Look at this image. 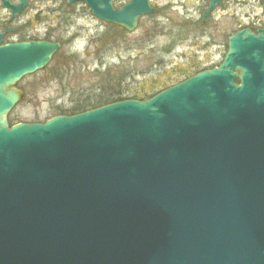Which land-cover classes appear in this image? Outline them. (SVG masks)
<instances>
[{"label": "water", "instance_id": "95a60500", "mask_svg": "<svg viewBox=\"0 0 264 264\" xmlns=\"http://www.w3.org/2000/svg\"><path fill=\"white\" fill-rule=\"evenodd\" d=\"M64 1L129 33L158 13L150 0L118 10L116 0ZM224 1L210 0L202 19ZM0 3L10 22L28 7ZM16 32L0 33V264H183L189 217L264 218V32L234 34L219 68L150 100L10 127L24 98L16 84L62 47L3 44Z\"/></svg>", "mask_w": 264, "mask_h": 264}, {"label": "rangeland", "instance_id": "374dc122", "mask_svg": "<svg viewBox=\"0 0 264 264\" xmlns=\"http://www.w3.org/2000/svg\"><path fill=\"white\" fill-rule=\"evenodd\" d=\"M209 0H174V8H169L170 0H154V3L164 10L158 13L157 22L164 27V36L157 38L158 30L149 33V44L142 45L149 54L146 59H136L140 56V49H134L133 42H124L111 56L121 55L124 60H137L139 66L138 73H147L146 76L139 77V80L148 79L146 82L149 87L154 85L165 86L177 83L178 80L187 74L191 75L196 70L211 68L216 66L227 51V42L232 32L245 25L246 14L254 12V0H228L224 6H221L211 17L212 24L202 29L198 24L202 11L205 9ZM31 9L13 23L14 28L21 29L28 22L33 21L36 14L42 12V17L48 16L51 20V27L68 20L69 30L67 37L77 33L79 39L75 41V46L64 45L61 49L64 63L51 62L43 71L32 76L24 78L19 82L18 87L24 92V98L12 112L10 119L15 123H45L53 118L61 109L69 106V96L74 89L79 91L85 86V79L78 76L76 70H84L86 66L95 68L96 57L85 56L89 41L105 29V24L95 19L91 13L84 11L77 15L62 16L52 14L58 6L55 2L45 0H30ZM57 6V7H56ZM81 12V11H80ZM262 10L255 11V14H261ZM79 15V16H78ZM9 14L0 8V27L8 20ZM264 21V17H262ZM151 19L146 18L142 21L140 28L151 29ZM234 22L233 24H231ZM47 23H35L28 30L26 35L35 38H44L47 31ZM59 27V33H62L67 25ZM147 30V31H148ZM146 35L145 32L143 36ZM19 38L9 35L7 40L17 42ZM172 46L169 53L164 52V48ZM92 48V46L90 45ZM78 54L82 56L80 60L70 58V55ZM67 62L71 65H65ZM160 63V64H159ZM61 66L52 75L51 71ZM64 67V69H63ZM156 79V80H152ZM76 88V89H75ZM137 86L129 88V92H135ZM63 108V109H64Z\"/></svg>", "mask_w": 264, "mask_h": 264}, {"label": "trees", "instance_id": "16d2710c", "mask_svg": "<svg viewBox=\"0 0 264 264\" xmlns=\"http://www.w3.org/2000/svg\"><path fill=\"white\" fill-rule=\"evenodd\" d=\"M167 9V8H165ZM161 12L164 15V10ZM69 14H64L59 16L62 19V16L73 15L72 8L66 10ZM156 16L151 18L152 23L151 29L148 28H140L134 33H128L124 29L110 24H105V29L102 33L97 34L89 41V44L86 49V54L88 53V57H96L97 63L95 64V68H90L88 66L85 67L84 70L79 69L76 70L78 76L83 77L85 79V86H83L79 91H75L74 89L69 96V106L66 108H62L58 106L59 112L56 113L55 116H73L76 114L84 113L86 111H90L93 109H97L109 104L128 101V100H137V101H147L157 95L158 93L170 88L171 86L191 77L192 75L198 73L199 71L206 69L196 70L191 75L185 74L182 79L178 80L177 83H173L171 85L158 86L154 85L149 87L147 85L148 79L139 80V77L146 76V73H138L137 67L139 63L137 60L132 61L131 59L124 60L121 55H117L113 57V61L108 59H112L111 56L116 52V50L123 44L124 42H133L134 49H140V56H136V59H146L149 54H146V49H143L142 45L147 44L149 46H153V42L149 44V33L156 32L158 30L157 38L160 36H164V27L160 26L157 22L155 23ZM35 23H47V32L46 36L43 38L46 41L50 42H60L64 45H70L74 39L77 37V34H72L71 37H67L69 24L68 20H64L63 23H58L54 28L51 27V20L49 16L42 17L40 14H37L35 19L33 20ZM33 21L28 22L26 25L19 29V32L14 36L18 37V42H24L28 40H38L39 38L29 37L27 32L24 30H28L32 25ZM65 26V30L62 33H59V27ZM148 30V31H147ZM145 32L146 35L143 36ZM5 43H9L7 38L4 40ZM92 46V48L90 47ZM172 46H168L164 48L165 53H169L171 51ZM62 52H59L54 57L53 61L59 63H64V59H60L62 57ZM70 58L74 60L82 59V56L79 54H72ZM52 61V62H53ZM160 64V63H159ZM68 66H71L68 62ZM61 68V66L53 69L51 71L52 75H56V71ZM212 68V67H211ZM64 69V67H63ZM156 80V79H152ZM137 86L135 92H129V88ZM76 89V88H75ZM10 124H15L14 121L10 119Z\"/></svg>", "mask_w": 264, "mask_h": 264}, {"label": "flooded vegetation", "instance_id": "af4514ba", "mask_svg": "<svg viewBox=\"0 0 264 264\" xmlns=\"http://www.w3.org/2000/svg\"><path fill=\"white\" fill-rule=\"evenodd\" d=\"M53 1L59 2L58 6L61 9L62 15L69 14L66 11L69 8L74 10L72 13L74 15L83 13L84 11L90 13V9L82 3L68 5L63 0ZM128 1L129 0H116L113 6L118 10ZM150 1L153 7L159 9L154 3V0ZM173 1L174 0H170L169 8L176 7ZM253 2L254 12H252V14H246L245 19L247 22L244 23L245 25L237 27V29L232 32L231 36L241 31H248L252 36L257 38L261 35V32H264V21L262 20V17H264V0H254ZM207 5L208 3L206 7ZM259 9L262 10L261 14H255V11ZM202 13L198 24L202 29H205L212 24L211 17L213 14L208 20L204 21L202 19ZM146 18L152 17L149 16L141 19L140 24ZM7 23L8 21L3 24L2 28L0 27V31H3ZM233 23L234 22L231 24ZM10 26H13V23H11ZM226 46L228 51V42ZM225 55L215 68L220 67L224 61ZM207 69H203L199 72ZM233 74L236 77L234 79V84L240 85V69L236 68ZM16 88L19 89L18 85ZM231 222L234 221L214 219L208 226H203L200 225V223L192 224V218L189 217L187 227L188 239L185 242L183 264H264V218L250 219L247 221L249 225L246 226L242 224H236L235 226L228 225V223Z\"/></svg>", "mask_w": 264, "mask_h": 264}]
</instances>
